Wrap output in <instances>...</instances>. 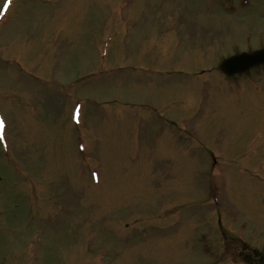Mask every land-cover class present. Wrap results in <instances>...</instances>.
<instances>
[{
    "label": "rangeland",
    "instance_id": "obj_1",
    "mask_svg": "<svg viewBox=\"0 0 264 264\" xmlns=\"http://www.w3.org/2000/svg\"><path fill=\"white\" fill-rule=\"evenodd\" d=\"M259 47L264 0L0 7V264L264 252V67L218 70Z\"/></svg>",
    "mask_w": 264,
    "mask_h": 264
},
{
    "label": "water",
    "instance_id": "obj_2",
    "mask_svg": "<svg viewBox=\"0 0 264 264\" xmlns=\"http://www.w3.org/2000/svg\"><path fill=\"white\" fill-rule=\"evenodd\" d=\"M261 64H264V49L252 53H242L225 59L220 65V70L227 75H233L245 72ZM259 264H264V256L260 258Z\"/></svg>",
    "mask_w": 264,
    "mask_h": 264
},
{
    "label": "flooded vegetation",
    "instance_id": "obj_3",
    "mask_svg": "<svg viewBox=\"0 0 264 264\" xmlns=\"http://www.w3.org/2000/svg\"><path fill=\"white\" fill-rule=\"evenodd\" d=\"M244 248H246V247H244ZM242 254L243 253H241V255ZM254 255H255V252L250 250L249 253L245 254L243 257H244L245 260L250 261V260H253V258L255 257Z\"/></svg>",
    "mask_w": 264,
    "mask_h": 264
},
{
    "label": "snow or ice",
    "instance_id": "obj_4",
    "mask_svg": "<svg viewBox=\"0 0 264 264\" xmlns=\"http://www.w3.org/2000/svg\"><path fill=\"white\" fill-rule=\"evenodd\" d=\"M10 4V0H5L3 5H0V7L4 8L6 10L7 6ZM3 122L0 121V127H2Z\"/></svg>",
    "mask_w": 264,
    "mask_h": 264
}]
</instances>
